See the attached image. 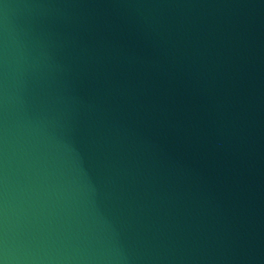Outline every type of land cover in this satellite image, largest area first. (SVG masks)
<instances>
[{"label":"water","instance_id":"water-1","mask_svg":"<svg viewBox=\"0 0 264 264\" xmlns=\"http://www.w3.org/2000/svg\"><path fill=\"white\" fill-rule=\"evenodd\" d=\"M0 264H264V0H0Z\"/></svg>","mask_w":264,"mask_h":264}]
</instances>
